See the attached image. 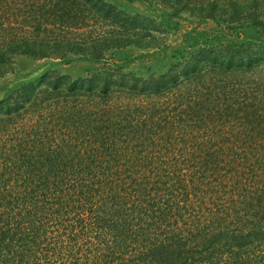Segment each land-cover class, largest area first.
<instances>
[{"label":"trees","instance_id":"16d2710c","mask_svg":"<svg viewBox=\"0 0 264 264\" xmlns=\"http://www.w3.org/2000/svg\"><path fill=\"white\" fill-rule=\"evenodd\" d=\"M144 1L0 0V77L103 62L0 98V264H264V0Z\"/></svg>","mask_w":264,"mask_h":264},{"label":"rangeland","instance_id":"374dc122","mask_svg":"<svg viewBox=\"0 0 264 264\" xmlns=\"http://www.w3.org/2000/svg\"><path fill=\"white\" fill-rule=\"evenodd\" d=\"M109 3L117 5L123 9L137 11L142 13L151 12V6L144 0H106ZM181 22L180 31L188 22L187 20L176 18ZM210 28H215L211 25ZM227 32V30H225ZM248 28L242 31V37L249 35ZM179 33H177L178 35ZM176 34H172L170 41L177 39ZM177 42L176 44H178ZM173 45L166 48L153 49L145 48L139 49L133 46H127L118 50L114 57L119 62H124L125 68L128 70L139 71L142 74H149L151 72L165 71L172 58ZM102 61L82 57L71 56L69 59H37L26 55H18L12 65V68L0 77V98L10 89L20 85L23 82L37 80L45 72L54 70L59 74L77 78L78 76H85L88 72L98 69L102 65Z\"/></svg>","mask_w":264,"mask_h":264}]
</instances>
